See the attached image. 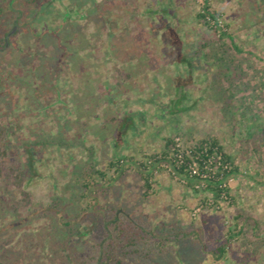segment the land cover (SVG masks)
<instances>
[{"label": "rangeland", "instance_id": "1", "mask_svg": "<svg viewBox=\"0 0 264 264\" xmlns=\"http://www.w3.org/2000/svg\"><path fill=\"white\" fill-rule=\"evenodd\" d=\"M50 1L59 15L50 29L62 25L60 37L29 31L38 29V20L33 12L18 16V7L0 19V264H83L91 237L111 210L133 217L147 233L169 237L164 254L151 248L147 261L138 257L127 264H264V246L253 254L242 247L244 237L228 240L236 214L247 219L249 234L264 235V146L254 142L264 116L251 121V113L226 109L212 90L217 70L199 49L216 36L196 18L200 2ZM209 3L219 15L216 30L264 59L259 0ZM163 22L183 35L193 66L188 110L175 117L167 108L175 96L173 79L187 68L173 63ZM78 47L81 57L90 55L72 70L65 57ZM124 115L135 129H127L130 135L118 139L116 150L113 136ZM175 135L181 144L215 137L234 157L240 174L229 183L232 203L202 208L207 194H194L163 171L147 198L134 170L119 179L111 171L103 180L93 175L97 185L82 188L89 167L102 171L121 155L140 161L142 153H160ZM8 166L22 176L21 184ZM180 234L186 235L182 243L174 239ZM221 246L225 254L218 260Z\"/></svg>", "mask_w": 264, "mask_h": 264}, {"label": "trees", "instance_id": "2", "mask_svg": "<svg viewBox=\"0 0 264 264\" xmlns=\"http://www.w3.org/2000/svg\"><path fill=\"white\" fill-rule=\"evenodd\" d=\"M198 1L200 2V8L196 14L197 20L210 28L211 32L216 36V39L212 41H204L199 49V52L200 50L204 51L205 61L210 62L212 67L217 70L212 80L211 88L217 98L223 103L224 108L239 111L242 116L251 113L249 119L255 121V116H264V59L256 57L252 52L243 51L237 42L234 41L233 37L227 35L224 31L218 32L216 29L218 27L219 15L210 5L209 1L211 0ZM259 6L264 13V0H259ZM11 10L18 12V16L21 15V17L33 12V15L36 16L35 21L38 20L39 26L38 29L31 27L29 31L32 29L36 33L42 32L43 34L46 32L50 36L57 34L59 37L61 33L65 32L62 29V25V27L50 29L53 20L59 16L53 12L54 8L50 0H0V19L3 18L5 12H11ZM160 28L166 32L170 41L169 43L172 47L170 54L173 56V63L184 65L187 68L186 75H177L173 79L175 96L167 108L168 113L175 117L184 114L188 110L184 103L186 100V88L193 83L191 73L193 66L191 60L184 53L183 35L164 22L160 25ZM1 41V47L5 46V41L3 39ZM68 46L65 42L62 45L66 50L65 53L67 51L70 52ZM82 48L78 47L74 49V54L71 57H69L70 55L65 57L71 64L72 70H76L78 63L90 55V53H86L84 57H81L79 51ZM128 128H131V132L135 129L134 121L131 116L124 115L119 120L113 136V147L116 150L122 144L118 142V139L123 142L124 137L130 135L131 132L127 135L125 134ZM176 136L178 135L164 140L163 150L160 153H142L140 161L133 157L121 155L115 159H110L102 171H97L89 167L86 170L88 173H83L85 178L82 183V188L89 191L91 187L97 185L93 175L103 180L105 173L111 171L119 179L124 177L130 170H134L141 181L140 190L142 196L147 198L152 191L151 189L156 174L163 171L159 170V165L164 162L172 168L176 176L185 180L184 186L189 187L194 194L204 193L208 195L207 200L201 205L202 208L214 210L218 209L220 202L230 201L232 203L233 199L230 196L231 187L226 185L224 188L223 184L228 179L240 174L234 157L225 150L218 139L208 137L195 141L190 140L188 144H181L182 165L178 166L172 162L174 160L173 155L175 154L172 149L174 148V139ZM254 142L259 143L260 148L264 146V125L260 127L259 132L255 133ZM254 144L250 149L252 152H256V146ZM218 162L220 163L219 166L217 164ZM190 165H195L200 172H206L205 168L214 171L213 179L206 181V189L195 190L193 188V185L198 182V179L188 177L186 169ZM223 166H226V168L224 169ZM7 172L9 176L14 178L15 184L19 185L22 183V176L18 175L13 167L8 166ZM222 194L226 196L225 200L221 199ZM81 198L86 199L85 195H81ZM107 217L102 221L98 230L99 232L91 237V244L86 248L89 257L83 264H97L102 241H104V244L101 249L102 256L99 264H127L124 260L132 258L138 259V257L147 261L151 254V248L155 249L157 255H162L165 249H169L166 245L169 237H157L152 233H147L143 227L135 223L136 221L133 217L116 214V210H111ZM251 228L247 219L242 220V216L236 214L233 217V223L229 229L228 240L242 236L245 239L242 241V247L245 248V252L256 254L258 249L264 246V235L260 233L249 234V231L253 232ZM176 235L178 234L175 233ZM185 237L186 235L180 234V236L174 239L182 243L186 239ZM248 246H251V251L248 249ZM217 251V259L219 260L225 254V247L221 246ZM237 260L242 262L241 257L236 256Z\"/></svg>", "mask_w": 264, "mask_h": 264}, {"label": "built area", "instance_id": "3", "mask_svg": "<svg viewBox=\"0 0 264 264\" xmlns=\"http://www.w3.org/2000/svg\"><path fill=\"white\" fill-rule=\"evenodd\" d=\"M180 150H181V142H180V139L175 138L174 139V148L172 149V151H174L175 154L173 155L174 160L172 162L175 163V164H177L178 166L179 165H182V158H181V151ZM218 161H219V158H218ZM217 164H218V166L220 165L219 162ZM223 168L225 169L226 166H223ZM159 169L167 172L175 180H177V181H179L181 183H185V180L184 179L179 178L178 176H176V174H174V172L172 171V168L168 164H166L164 162L161 163L159 165ZM205 169H206V172H200L199 170H197V168H196L195 165L187 166L186 171H187L188 177L189 178H196V179H198L197 180L198 182L193 185V188L195 190H204V189H206L207 188L206 181L207 180H210V179H213L214 171L208 170V168H205ZM231 181H232V178L228 179L226 181V183L223 184V187L225 188L226 185L228 186ZM221 199H224L225 200L226 199V196L224 194H222L221 195ZM195 213H193V214H195Z\"/></svg>", "mask_w": 264, "mask_h": 264}]
</instances>
